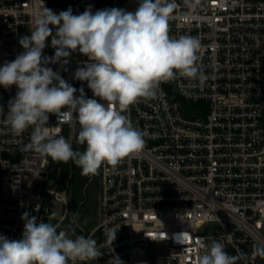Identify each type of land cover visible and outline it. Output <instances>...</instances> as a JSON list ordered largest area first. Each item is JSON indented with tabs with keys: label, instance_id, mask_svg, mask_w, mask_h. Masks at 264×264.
<instances>
[{
	"label": "built area",
	"instance_id": "obj_1",
	"mask_svg": "<svg viewBox=\"0 0 264 264\" xmlns=\"http://www.w3.org/2000/svg\"><path fill=\"white\" fill-rule=\"evenodd\" d=\"M139 2L0 0V67L24 51L19 41L31 35L34 14L43 6L57 14L71 8L79 15L89 7L93 13L111 8L135 12ZM175 2L169 35L200 40L197 63L203 79L177 75L161 82L154 98L129 106L125 114L147 133L145 146L115 166L99 168V215L87 230L71 227L84 201L73 213L71 175L62 187L60 162L22 150L33 126L20 135L12 132L6 119L17 88L0 86V235L20 239L21 217L27 212L37 222L59 225L58 232L74 230L72 239L96 240L101 256L82 261L91 264H109L114 256L123 264H197L207 250L198 246L200 238L209 247L213 239L222 242L229 255L239 257L237 264H264V256L255 254L264 246V0ZM49 27L55 34L56 28ZM46 43L42 56H54L51 37ZM87 61L77 50L67 64L47 67L75 87L76 96L83 88L91 98L87 82L74 79ZM184 99L203 102L196 116L185 113ZM46 127L71 145L80 130L78 123L58 125L53 114ZM88 176L91 181L93 174ZM58 203L60 217L55 214ZM183 232L190 234L187 245L176 239Z\"/></svg>",
	"mask_w": 264,
	"mask_h": 264
},
{
	"label": "clouds",
	"instance_id": "obj_2",
	"mask_svg": "<svg viewBox=\"0 0 264 264\" xmlns=\"http://www.w3.org/2000/svg\"><path fill=\"white\" fill-rule=\"evenodd\" d=\"M185 3L193 6L192 0ZM176 7L175 0H140L135 12L111 8L93 13L89 7L73 15L71 8L59 14L44 6L38 10L31 35L19 41L24 51L0 67V86L17 88L9 101L6 123L16 135L33 126L30 142L22 150L56 162L71 160L83 175L96 174L104 164L115 166L140 153L147 133L128 119L129 106L140 98H154L160 83L177 75L203 79L197 63L200 40L169 35L168 23ZM50 25L56 28L55 34ZM49 37L55 53L43 57ZM77 50L88 61L77 68L74 79L86 81L95 98H86L83 88L76 96L77 89L47 67L61 61L67 64ZM49 114L57 117L58 125L79 124L77 142L86 145L84 151L74 150L65 137L50 134ZM21 219L20 239L0 235V264H68L69 260H96L102 254L94 239H72L66 231H57L59 225L37 222L27 212ZM116 233L111 234L112 242ZM176 239L187 245L190 234L180 233ZM198 246L207 250L197 264H237L239 259L216 239L209 247L200 238ZM255 254L264 256V246H258ZM109 264L123 261L114 256Z\"/></svg>",
	"mask_w": 264,
	"mask_h": 264
},
{
	"label": "trees",
	"instance_id": "obj_3",
	"mask_svg": "<svg viewBox=\"0 0 264 264\" xmlns=\"http://www.w3.org/2000/svg\"><path fill=\"white\" fill-rule=\"evenodd\" d=\"M184 102V110L185 113H187L190 116H196L197 112L196 109L198 110L200 107H203V102L195 103V104H190L188 103L185 99L183 100ZM193 105V106H192ZM194 105H198L194 109ZM201 105V106H200ZM80 131V130H79ZM78 131V133H79ZM78 133L76 136V139L74 140L72 147L74 150H79V151H84L86 148V145H81L77 142L78 140ZM61 164V173L59 176V181L61 183V186L64 187L66 185V177L68 175H71V195H72V212L74 213L79 205L80 202L84 200L85 198V193H86V185L89 181V176L88 175H83L81 168L78 167L74 162L69 160L67 163L60 162ZM90 228V226H89ZM81 230L78 227H75V232H80Z\"/></svg>",
	"mask_w": 264,
	"mask_h": 264
},
{
	"label": "rangeland",
	"instance_id": "obj_4",
	"mask_svg": "<svg viewBox=\"0 0 264 264\" xmlns=\"http://www.w3.org/2000/svg\"><path fill=\"white\" fill-rule=\"evenodd\" d=\"M91 98H95L91 91ZM98 99V98H97ZM104 103L105 101H101ZM88 181L86 187V193L84 201L81 205L80 212H78L77 221L71 225L72 229L75 227H82L83 229H89V226L92 227L97 221L99 210H98V182H97V174H93V177ZM62 204L58 203L55 207V214L60 217L62 213ZM68 223V222H67ZM69 225V224H68ZM69 229V228H68ZM70 238H73L74 230L71 233L70 231H66ZM75 233V232H74ZM76 264H91L90 262H82L78 261Z\"/></svg>",
	"mask_w": 264,
	"mask_h": 264
}]
</instances>
